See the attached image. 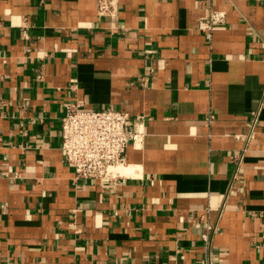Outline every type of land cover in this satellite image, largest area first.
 Returning <instances> with one entry per match:
<instances>
[{
  "label": "crops",
  "instance_id": "crops-1",
  "mask_svg": "<svg viewBox=\"0 0 264 264\" xmlns=\"http://www.w3.org/2000/svg\"><path fill=\"white\" fill-rule=\"evenodd\" d=\"M68 102L143 116L116 179L73 181ZM208 263L264 264V0H0V264Z\"/></svg>",
  "mask_w": 264,
  "mask_h": 264
},
{
  "label": "built area",
  "instance_id": "built-area-1",
  "mask_svg": "<svg viewBox=\"0 0 264 264\" xmlns=\"http://www.w3.org/2000/svg\"><path fill=\"white\" fill-rule=\"evenodd\" d=\"M96 10L100 18L113 19L117 15L118 0H96ZM224 17L223 11L211 10L199 20L198 29L209 39L214 28L224 22ZM63 107L60 150L64 164L73 171V181L116 179L114 168L125 163L126 150L138 137L134 124L143 120V116L132 119L125 111L86 110L70 102ZM256 119L257 114H251V127ZM241 159L242 154L232 156L238 165Z\"/></svg>",
  "mask_w": 264,
  "mask_h": 264
},
{
  "label": "bare ground",
  "instance_id": "bare-ground-1",
  "mask_svg": "<svg viewBox=\"0 0 264 264\" xmlns=\"http://www.w3.org/2000/svg\"><path fill=\"white\" fill-rule=\"evenodd\" d=\"M122 165V164H121ZM120 166V165H119ZM115 168H117V167H115ZM115 168H114V172H115ZM117 170V169H116Z\"/></svg>",
  "mask_w": 264,
  "mask_h": 264
}]
</instances>
